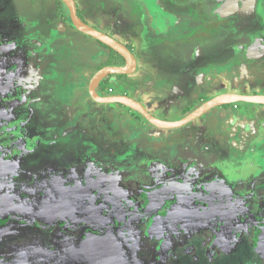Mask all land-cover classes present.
I'll return each instance as SVG.
<instances>
[{
  "label": "rangeland",
  "instance_id": "obj_1",
  "mask_svg": "<svg viewBox=\"0 0 264 264\" xmlns=\"http://www.w3.org/2000/svg\"><path fill=\"white\" fill-rule=\"evenodd\" d=\"M75 1L83 21L130 45L138 62L134 73L104 79L99 94L127 93L140 100L152 115L167 121H178L194 108L192 102L223 88V92L264 94V0ZM29 3L39 8L29 7ZM9 9L33 21L24 24L26 31L18 27L19 33L14 30L16 26L4 21V35L16 33L18 38L32 41L21 42L22 50L52 51L47 53V61L41 57L34 60V65L42 64L41 73L37 66L32 70L39 81L44 79L52 85L54 104L46 109L43 99L28 103L24 97L19 102V94L11 93L9 98L0 92V119H7L5 124L12 129L9 132L6 125H1L5 133H0V160L4 161L0 162V221L7 223L0 226L16 227L0 234V264H264V203L258 195L264 191L255 190L264 183V178H256L260 173L264 177V105L239 102L231 109L227 105L212 108L198 119L200 131L197 125L154 129L139 113L127 114L116 103L99 104L92 98L90 106L83 104L84 109L70 112L72 99L80 103L78 87L87 92V81L107 64L111 51L76 30L60 0H0V15L11 12ZM14 13L3 14L0 19L13 18ZM51 31L53 41L51 38L43 47L33 42H40ZM246 37L249 44L256 42L260 48L258 61L250 62L253 66L262 63L255 72H249L252 65L240 56ZM4 47L0 43V51ZM192 50L196 58L184 63L190 69L178 70ZM25 54L14 62L3 60L6 55L0 54V89H12L15 78L29 74L32 58ZM53 67H57L56 74ZM181 73H185V79ZM34 76L28 84L18 79L21 94L28 85L36 86ZM167 85L169 92L177 94L178 102L169 108L164 107L165 101L157 102V94L136 91L140 86L152 92L168 90ZM110 87L113 93L108 92ZM204 91L208 92L204 95ZM34 92L44 95L39 87ZM145 95L151 104L145 101ZM90 108L97 110L94 116ZM231 116L244 118L241 124L247 127L243 132L233 128L235 120ZM125 125L131 134L123 131ZM70 127L76 128L77 138H72ZM258 161L263 163L257 165ZM244 176L247 187L254 184L252 189L257 193H250V197L242 194L250 204L233 197L226 198V204H218L222 196L215 188L223 185L234 191L237 179L244 180ZM188 189L208 203L215 201L208 206L211 217L204 210L202 219H195L192 234L181 225L159 235L156 229L148 231L157 219L160 226L167 224L166 219L159 218L167 208V213L178 206L176 215L189 214L193 195L187 200L174 194ZM169 193L172 199L159 210L160 200ZM191 203L198 204L194 199ZM129 209L157 215L144 218L140 226L143 232L132 244L127 242L131 234L127 228L123 235L126 248L120 245L121 254H108L119 250L110 237L96 240L95 246L89 240L78 244L58 234L55 241L43 240L55 231L46 227L63 220L65 225L75 227L99 220V227L110 231L109 227L126 220ZM28 225L31 231L25 233ZM238 230L242 232L240 237ZM37 234L43 239L36 244L31 237L37 238ZM165 235L170 252L160 239ZM253 239L256 247L249 244ZM189 245L196 252L195 258L184 253ZM136 246L140 253L135 251ZM207 247L218 249L214 261H208ZM249 248L252 250L245 253Z\"/></svg>",
  "mask_w": 264,
  "mask_h": 264
},
{
  "label": "flooded vegetation",
  "instance_id": "obj_2",
  "mask_svg": "<svg viewBox=\"0 0 264 264\" xmlns=\"http://www.w3.org/2000/svg\"><path fill=\"white\" fill-rule=\"evenodd\" d=\"M217 1H219V0H217ZM252 1V0H251ZM76 2V1H75ZM221 4H220V6H222V8L225 6L222 2H220ZM76 6H77V3H76ZM15 9H12V10H10L11 12H9V13H14L15 11H14ZM77 13H78V15H79V12H78V7H77ZM7 15H8V13H6ZM6 15V16H7ZM21 16H22V14H20ZM1 17L3 16V15H0ZM4 17V16H3ZM9 19V22H11L10 23V26L12 25L13 27H15L14 28V30H16V32L17 33H19V32H21L20 30H17V28L19 27V28H22V26H24V23H20V22H17V23H15V22H13L12 23V21H14L13 20V18H11L12 20H10V18H8ZM8 19H7V17H5L4 19H0V43H3L6 47H4V51H0V54H5L6 55V57L3 59V60H5L6 59V61H9V62H14L15 60H17L18 58H20V57H22V56H24V54L27 52V54H25V57L26 56H28L29 58L31 57L32 58V65L30 66V72H29V74L28 73H25L24 75H22L21 77H19V78H15L14 80H13V84H14V87L12 88V89H7L6 87H2V89H0V92L1 93H3V94H5L7 97H9L10 98V96H12L11 95V93H17V94H19L20 95V99L21 100H19V102L20 101H23V99H24V97H26V99H28V103H33L34 101L36 102V101H38V100H45V104H44V108H46L47 109V106H49L50 104V102H51V104H54V102H53V96H52V94H53V88H52V85L51 84H49L47 81L45 82H43V80L42 81H39L38 80V78H37V76H36V73L32 70L35 66H37L38 68H37V71H38V73H41L40 71H39V68L42 66V64H40L41 66H38L39 64H35L34 65V62H36V61H34V60H36L38 57H41V58H44L46 61H47V51L46 50H44V49H40V50H38V49H36V50H32V48H31V50H28V51H26L27 49H21V43H20V45L18 46L17 44H18V39H21V38H18V35L16 34V33H10V34H7V35H4V33H3V28H1V24H5V22L4 21H8ZM18 21V20H17ZM18 23L20 24V26L18 25ZM220 25H222V23H220V22H218V26H220ZM12 27V28H13ZM61 33V32H60ZM16 37V38H15ZM17 39V40H15V39ZM14 39V40H13ZM22 40V39H21ZM117 40V39H116ZM22 41H24V40H22ZM119 41V40H118ZM33 42L35 43V44H38V45H40V47L42 46H44V45H46L47 43H45L43 40L42 41H34L33 40ZM119 42H121V41H119ZM11 43H16V45L15 44H11ZM121 43H123L128 49H130L131 51H132V53H133V50H132V48L130 47V45H128L127 43H124V42H121ZM254 43H256V42H254ZM8 44H11L10 46H7ZM34 45V44H33ZM38 45H36V46H38ZM256 45H257V47H258V49L260 50V48H259V45L256 43ZM13 48V49H12ZM107 48H109V47H107ZM110 49V48H109ZM36 52H40V53H36ZM134 54V53H133ZM12 55H14L13 56V58L11 57ZM113 54H112V52H111V55H110V57L112 56ZM134 56H135V54H134ZM109 56L108 55H106V59L108 58ZM136 57V56H135ZM27 58V57H26ZM137 60V59H136ZM264 63V62H263ZM262 64V63H261ZM261 64H259V65H261ZM12 67V66H11ZM11 67H10V69H11ZM101 67H103V66H101ZM100 67V68H101ZM53 69H56V71H55V74L58 72V70H57V67H53ZM99 69V68H98ZM32 72V73H31ZM35 75V76H34ZM32 76H34L36 79V81H35V83H36V86L35 87H32L31 85H28V87L25 89V92H23V94H26L25 96L23 95V94H21L20 93V91H19V89H18V87H17V81H18V79L19 80H21L22 78L23 79H25L26 81H27V84H28V80L30 79L31 80V78H32ZM24 81V80H23ZM21 82V83H24V82ZM102 82H100L99 83V85L101 84ZM99 85H98V87H97V89H99ZM37 87H39V88H41V90L42 91H44V95L43 96H40V95H38L36 92H34V88H37ZM87 90V92H83V94L84 95H87V97H88V100L89 99H91V96L89 95V92H88V88L86 89ZM19 91V92H18ZM79 93H81V91H78ZM88 93V94H87ZM102 96H105V95H103V94H101ZM127 95V94H126ZM108 96V95H107ZM127 96H129V95H127ZM130 97V96H129ZM131 98H133V97H131ZM52 99V100H51ZM54 101H56L55 99H54ZM140 102V101H139ZM57 104H58V102H57ZM92 103L90 102V100L89 101H87V103H84V105L85 106H90ZM233 106V105H232ZM234 106H236V105H234ZM233 106V107H234ZM121 107H123L122 109H124V110H127V111H125V112H127V114H129L130 113V111H134V110H132V109H130V108H128V107H125V106H121ZM229 107V106H228ZM85 107H83V109H84ZM79 109L77 108V107H72V109H69L68 111H70V112H75V111H78ZM85 112V111H84ZM89 112H92V114H95V112H94V110L93 109H91L90 108V110H89ZM129 112V113H128ZM134 112H136V111H134ZM82 115H85V113H82ZM4 116V118H7V116L6 115H3ZM134 116V115H133ZM133 116H130V117H132L133 118ZM85 117H86V115H85ZM90 121H92L93 122V119H90ZM5 122H7V119L6 120H4V119H0V133H1V135H3L5 132H4V128H1L2 126L1 125H6L5 124ZM79 122V121H78ZM78 124V123H77ZM76 127H77V125H76ZM5 129H7L9 132H12V129H11V127H8L7 128V125H6V128ZM77 130H78V128H77ZM69 132H71V133H73L72 134V138H77V135L76 134H74V132H76V128H74V127H70L69 128ZM0 162L1 163H4V161L1 159L0 160ZM260 163H263V162H260V161H258L257 162V165H259ZM264 164V163H263ZM264 167V166H263ZM250 175H252V173L250 174ZM250 175H248L247 177H248V179H250L251 177H250ZM258 177H256L257 179H261V178H264V177H262L263 175H262V173H260V174H258L257 175ZM246 177L244 176V180H238L237 179V182L235 183V185H236V190H232V188H229V187H227V186H223V185H220V186H218V187H216L215 188V190H217L218 192H219V190H220V192H219V194H220V196H222V198L220 199V201L218 202V204H221V202H223V203H225L226 204V198H232V199H245V203L247 204H250V199L248 198V199H246V198H243L242 197V194L244 193V196H247V194L249 195V197H250V193H252V195H255V193H254V191H253V189H252V186L254 185H248V187H247V184L248 183H246V179H245ZM252 180L254 181V179L252 178ZM256 181V180H255ZM242 185V189H240L239 188V185ZM263 185H264V183H263ZM234 186V185H233ZM232 186V187H233ZM260 186V185H259ZM259 186H257L256 188L257 189H259ZM256 188H255V190H256ZM186 192H178V193H174L175 195H177V194H180V196H183V198L184 199H187V200H189V198H190V195L192 194L193 195V198L192 199H194V200H196L197 202H198V204H195V203H191V201H192V199L189 201L190 203H188L189 205H191L190 206V209L188 210V213L189 214H187V215H180L181 217H183V218H185V220H187L188 218H192V217H196L197 219L199 218V216H200V214L201 215H204V213L202 214V211H204V210H207L208 212L207 213H209V218L211 217L210 216V212H209V205H210V202H215V201H210L209 203H208V200L206 199V198H200L197 194H194V193H192V192H187V191H192L191 189H188V190H185ZM230 192H232L233 193V195H229V193ZM181 193H183V195L181 194ZM168 196L164 199L163 198V196H161V198H163V199H161L160 200V204L161 205H159V210H162V209H165L166 207H167V205H168V202L172 199V194H167ZM258 195L259 196H261L262 195V197H261V201L264 203V195L262 194V193H260V192H258ZM171 198V199H170ZM118 197H116V201H118ZM155 200L157 201L158 199H156L155 198ZM207 200V201H206ZM201 203V204H200ZM224 204V205H225ZM174 206H176V205H174ZM227 207L226 208H228V207H230L229 205H226ZM178 208V206H176L174 209H172V210H170L171 212L170 213H167V212H169V208L166 210V211H164L163 212V214L161 213V216H159V218L160 219H162V218H166V220H168V218H170V216L169 215H176L175 214V210ZM231 208V207H230ZM230 208H228V209H230ZM263 208V207H262ZM202 209V210H201ZM159 210H157V211H159ZM112 212H114V216H117V213H118V211L114 208V211L112 210ZM153 214H154V212H149V211H143V210H140V209H138V210H134L133 211V209L132 210H128V212H127V218H126V220L125 221H120V223H117V224H114V225H112V227H109V228H111L110 229V231H107V229H103V228H100L99 227V225H98V222H99V220H95V221H90V223H87L86 225H84L83 223H79V224H77V226H78V229H75L76 227L75 226H71L70 225V223H68L67 225H65L66 223H64L63 221H58V223H56V224H50V225H52V226H49V227H46V228H53V229H55V231L54 232H52L51 231V234H50V236H48L49 238H44L43 239V235L42 234H37V238H34V237H36V236H34V235H36V234H34L33 235V237H31L32 238V240H33V242H35L36 244H37V242H40L42 239L43 240H46V239H49V240H52V241H55L54 239V236H55V234H58V235H61V237L63 238V236H64V238H66V239H75L76 241V243H79V242H81V241H87V240H89V238H90V240H89V242H90V245L91 246H95V243H96V240H100V239H102V238H106V237H110L111 238V243H114L118 248H119V250H111L108 254H119V252L121 251V246L120 245H123L124 246V248H126V246H125V244H126V240H125V238L123 237V235H124V233H126V231H127V228H129L130 229V231H131V234H130V240H128L127 242H129L130 244H132V240H135L136 238H138L139 236H140V234L143 232V231H141V228H140V226H141V224H143V222H144V218H152V217H156V215L154 214V216H153ZM197 214H199V215H197ZM152 215V216H151ZM177 216H174V218L175 219H177L176 218ZM202 218H199V220H201ZM159 219H157L155 222H153L152 224L154 225L155 224V229L156 230H158V223H157V221H158ZM177 220H183L182 218H180V219H177ZM11 221L13 222V219H11ZM2 223H7V222H3V221H0V224H2ZM157 223V224H156ZM153 225H152V227H151V229H148V231H152L154 228H153ZM29 227H31L32 228V226L30 225H28V227H27V230H26V232L25 233H27V232H29V230L30 229H28ZM81 227H83V228H81ZM159 227H160V225H159ZM16 227H14V228H11L10 227V225L8 226V227H5V226H0V234L1 235H3L4 234V232H9V230H14ZM90 229V230H85V229ZM153 228V229H152ZM160 230L161 231H163V232H165V229L163 228V227H161V228H159V232H160ZM188 233L190 232V234H192L193 232H191L192 230H193V228H188ZM31 231V230H30ZM113 233H115L116 235H113ZM39 235V236H38ZM57 235V236H58ZM242 235V232L241 233H239L238 234V237H240ZM92 240V241H91ZM222 240H224L223 238H222ZM250 244V243H249ZM135 245H136V243H135ZM132 246H134V245H132ZM131 246V247H132ZM138 247V248H137ZM99 248V246H97V248L96 249H98ZM133 248V247H132ZM136 248L137 249H135V251H137L138 253H140L138 250H139V246H136ZM203 249V248H202ZM251 248H249V249H247V250H244L245 251V253H248V251L250 252L251 250H250ZM218 249L216 248V249H210V248H206V255H207V258H208V261H214L215 259H216V256H215V258L212 260V258L210 257L211 256V254H212V252L214 251H217ZM193 251H194V248H193ZM209 251V252H208ZM120 254H121V252H120ZM169 255H171V254H169ZM129 258V257H128ZM211 258V259H210ZM98 260V259H97ZM100 261H103L104 260V258L103 259H99ZM127 263V262H126ZM251 264V262H247L246 264ZM104 264H106V263H104Z\"/></svg>",
  "mask_w": 264,
  "mask_h": 264
},
{
  "label": "water",
  "instance_id": "obj_3",
  "mask_svg": "<svg viewBox=\"0 0 264 264\" xmlns=\"http://www.w3.org/2000/svg\"><path fill=\"white\" fill-rule=\"evenodd\" d=\"M68 10L69 18L73 27L103 45L109 47L116 53H118L123 59V65H106L99 68L89 80L88 92L91 98L95 102L99 103H117L128 107L137 113H139L144 119L157 128L172 129L181 127L201 115L207 113L212 108L222 106L229 103H254L264 105V94H238V93H222L218 94L205 102H203L196 109L179 119L178 121H167L157 118L152 115L146 107L134 98H131L124 94L101 96L97 92V87L100 82L112 75H128L132 74L137 67V60L130 49H128L123 43L119 42L110 35L90 26L77 13V6L75 0H60ZM246 55L250 58L256 59L260 54L256 43L246 44Z\"/></svg>",
  "mask_w": 264,
  "mask_h": 264
},
{
  "label": "crops",
  "instance_id": "obj_4",
  "mask_svg": "<svg viewBox=\"0 0 264 264\" xmlns=\"http://www.w3.org/2000/svg\"><path fill=\"white\" fill-rule=\"evenodd\" d=\"M23 2V1H22ZM31 4L32 3H29V7L31 6ZM32 7H38L39 8V6H38V4H36V6H34L33 4H32ZM35 9V8H34ZM7 11H10V9L9 10H7ZM36 12H39V11H36ZM79 12V11H78ZM3 14H6V12H4V13H2V15ZM9 14V13H8ZM26 14V13H25ZM3 17V16H2ZM8 19V18H7ZM33 19V18H32ZM31 18H29L28 17V15H22V17L20 16V15H17L16 13H14V17H13V20L14 21H12V23L13 22H15V23H17V22H20V23H24V24H26V23H31L33 20H32ZM10 20H12L11 18H10ZM18 20V21H17ZM7 22V21H6ZM8 22H9V19H8ZM11 23V22H10ZM218 23V22H217ZM215 26V24L213 23L212 24V26ZM217 25V24H216ZM213 26V27H214ZM23 28H24V26H22ZM24 30H25V28H24ZM26 31V30H25ZM81 33V32H80ZM39 35V34H38ZM51 35H52V31H51V33L49 34V36H46V38H44V39H41V41L43 40L45 43H47V42H49L50 40H51ZM57 36V35H56ZM16 38V37H15ZM14 38V39H15ZM57 37H55V39H56ZM13 39V40H14ZM39 39V38H38ZM93 39V38H92ZM59 39L57 38L56 39V41H58ZM95 40V39H94ZM52 41H53V38H52ZM96 41V40H95ZM245 41V44H240L241 45V49H240V56L241 57H243V59L245 58V60L246 61H248L249 63L251 62V61H253V63L255 62V61H258V60H256V59H253V58H250V57H248L247 55H246V51H245V46H246V44H249V39H248V41H247V37H246V39L244 40ZM18 42H22V43H26L27 44V42L28 41H22L21 39H18ZM30 42H32V41H30ZM30 42H28V43H30ZM49 54H52V51H51V49H50V51L49 50H46ZM199 53V52H198ZM200 56V55H199ZM202 56V55H201ZM184 57H186L187 58V56H184ZM196 57H194V50H192V55L191 56H189L188 58H187V61H183L182 63H179V64H181V66H179V69L178 70H182V71H186V70H189L190 68V66H188L187 67V64H184V63H186V62H188L189 60H193V59H195ZM199 58V57H198ZM251 65H252V63H250ZM103 66H106V65H103ZM257 66H259V64H257V65H252V66H249V72H251V69L252 70H254V72L257 70ZM262 65H260L259 67H261ZM138 68H139V66H138V62H137V67H136V70H138ZM197 68V70H198V67H196ZM98 70V69H97ZM135 70V71H136ZM134 71V72H135ZM133 72V73H134ZM174 74H176V73H174ZM178 74V73H177ZM176 74V75H177ZM181 74H183L184 75V79H185V73H181ZM178 75H180V74H178ZM113 76H121V77H124V76H126V75H113ZM112 76H109V78H111ZM91 78V77H90ZM226 78H229L230 79V76H227ZM89 80V79H88ZM162 83V81H160V82H158V84H161ZM185 83H187V82H185ZM88 84H89V82L87 81V88H88ZM150 84V83H149ZM153 84V83H152ZM154 84H156V83H154ZM163 84H164V82H163ZM169 84V83H168ZM170 85V84H169ZM145 86V85H144ZM167 88H168V90H154L155 92H152V91H149L148 89H143V86H140V87H136V91H143V93L144 92H146V91H148V93H150V94H157L158 95V103L159 102H162V101H165V102H162L163 104L164 103H166V104H164V107L165 106H167V108H169V106L170 105H173V106H175V105H177L178 104V102H177V94H175V92L174 93H171V92H169V86L167 85L166 86ZM86 88V89H87ZM111 88V87H110ZM78 90H80L81 91V93H79V94H81V98L79 99V101H80V103H74L75 102V99H72L71 101H70V103H69V106H75V107H77L79 110H82L83 109V104L84 103H87V101H89L88 100V97H87V95H84L83 94V88L82 87H78ZM223 90H224V88L222 89V92H218L217 94H214V95H210V96H208L207 98H205V99H203L202 97H199V99H198V101L197 102H192V106H194V108L191 110V111H193L194 109H196L198 106H200L203 102H205L206 100H208V99H210V98H212V97H214V96H216V95H218V94H222V93H230V92H233V91H226V92H223ZM97 92L99 93V89H97ZM109 92V91H108ZM114 92V90L112 89V92H109V93H113ZM206 92H208V91H204L203 92V94L205 95V93ZM163 93H167L166 95L165 94H163ZM124 95H126L127 93H123ZM238 94H246V93H243V92H241V93H238ZM252 94H259L258 92H254V93H252ZM100 95H101V93H100ZM114 95H115V93H114ZM127 95H129V94H127ZM102 96V95H101ZM165 96V97H164ZM144 99H145V101H147V103H149V104H151L152 102H151V99H150V97L149 96H147V95H145L144 96ZM55 100H56V98H55ZM140 101V100H139ZM141 102V101H140ZM99 103V102H98ZM97 103V104H98ZM142 103V102H141ZM193 103H194V105H193ZM49 104H51V102L49 103ZM100 104V103H99ZM111 104V103H110ZM160 104V103H159ZM158 104V105H159ZM102 105V104H101ZM116 105L117 106H119L120 104H117L116 103ZM225 105H227V107L229 106L230 107V109L231 108H234L233 106L234 105H236V104H234V103H229V104H225ZM233 105V106H232ZM120 106H123V105H120ZM153 106H156L155 104L153 105ZM222 106H224V105H222ZM218 107V106H217ZM186 107H183V110H184V112L186 111V109H185ZM70 109H71V107H70ZM93 110H94V112L95 113H97V110L96 109H94L93 108ZM191 111H186L185 112V114L183 115V117L186 115V114H188V113H190ZM209 112V111H208ZM207 112V113H208ZM207 113H205V114H207ZM130 114V113H129ZM205 114H203V115H201L200 117H198V118H196V119H194L193 121H191V122H189V123H187V124H185V125H187V126H189V125H193V127H195L196 125V129H197V131L199 130V124H198V119H199V121L201 120V118H203L204 117V115ZM82 115V114H81ZM97 115V114H96ZM83 117H84V115H82ZM93 116H94V114H93ZM206 116V115H205ZM232 117V120L234 119L235 121H233V128L234 129H238V132L239 131H241V132H243L245 129V127H247V125L245 124V125H242L241 124V122H242V120L244 119L243 117L242 118H237V117H233V116H231ZM132 118V117H131ZM144 118V117H143ZM181 118V117H180ZM185 125H183V126H185ZM154 127V129H158V130H161L162 128H157V127H155V126H153ZM182 127V126H181ZM178 128V127H177ZM172 129H174V128H172ZM164 130V129H163ZM123 131L124 132H126L127 134L129 133V134H131L130 133V131H129V128H128V125H125L124 126V129H123ZM200 131V130H199ZM173 189V188H172ZM256 190H258V191H264V185H261V186H259V189H257L256 188ZM254 193L255 194H257L255 191H254ZM264 195V194H263ZM194 201H196V200H194ZM197 202V201H196ZM168 209V208H167ZM202 210V209H201ZM202 213H203V211H202ZM170 216V218H168V220H166V222H167V224H161L162 226H160L159 227V225H158V230H157V232H158V235H159V233L161 232V230H160V232H159V228H161V227H164V229H165V232L166 231H168L167 230V228H169V229H171V228H176L178 225H181L182 227H184V229H186V231H189L188 230V228H195L196 227V225L195 226H192L193 225V223H194V221H195V219H197L196 217H192V218H188L187 220H185V218H183V217H181L180 215H169ZM174 216H177L176 218L177 219H180V218H182L183 220H177V219H175L174 218ZM202 217V215L200 214V216H199V218H201ZM198 218V219H199ZM164 219H166V218H164ZM163 219V220H164ZM161 222H162V220H161ZM152 225L153 224H150L149 226H148V229H151V227H152ZM168 225V226H167ZM153 228L155 229V224L153 225ZM152 228V229H153ZM241 231H239L238 230V234L240 233ZM157 234V233H156ZM155 234V235H156ZM165 234V233H164ZM162 241H163V243L165 244V243H167V245H168V250H169V252H170V242L168 241V239H167V235H165V236H163L162 238H160ZM89 240H90V238H89ZM219 241V240H218ZM250 242V244H252V246H254V247H256V240L255 239H253L252 241L250 240L249 241ZM80 243V242H79ZM78 243V244H79ZM81 243H85V240L84 241H81ZM208 243V242H207ZM251 250V249H250ZM256 250H259L258 248L256 249ZM185 254L186 253H188V255H191V256H193L194 258H195V256H196V252H195V250L193 251V246H190L189 245V248L188 249H186V251L184 252ZM216 254V252H212V254H211V258H212V260L215 258V255ZM216 257H217V255H216ZM210 258V259H211ZM253 264H256V263H253Z\"/></svg>",
  "mask_w": 264,
  "mask_h": 264
},
{
  "label": "trees",
  "instance_id": "obj_5",
  "mask_svg": "<svg viewBox=\"0 0 264 264\" xmlns=\"http://www.w3.org/2000/svg\"><path fill=\"white\" fill-rule=\"evenodd\" d=\"M80 16V14H79ZM71 22V21H70ZM98 42V41H97ZM100 45L102 46H105L103 45L102 43L98 42ZM107 47V46H105ZM109 49V48H108ZM111 52H112V56L110 57V59L108 60L107 64L105 65H123L124 64V59L118 54L116 53L115 51H113L112 49H109Z\"/></svg>",
  "mask_w": 264,
  "mask_h": 264
},
{
  "label": "built area",
  "instance_id": "obj_6",
  "mask_svg": "<svg viewBox=\"0 0 264 264\" xmlns=\"http://www.w3.org/2000/svg\"><path fill=\"white\" fill-rule=\"evenodd\" d=\"M108 91H109V92H112V88H108Z\"/></svg>",
  "mask_w": 264,
  "mask_h": 264
}]
</instances>
